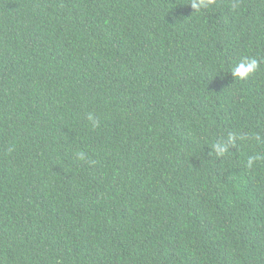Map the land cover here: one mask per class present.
Returning <instances> with one entry per match:
<instances>
[{"label": "trees", "instance_id": "obj_1", "mask_svg": "<svg viewBox=\"0 0 264 264\" xmlns=\"http://www.w3.org/2000/svg\"><path fill=\"white\" fill-rule=\"evenodd\" d=\"M193 3L0 0V264H264V0Z\"/></svg>", "mask_w": 264, "mask_h": 264}, {"label": "clouds", "instance_id": "obj_2", "mask_svg": "<svg viewBox=\"0 0 264 264\" xmlns=\"http://www.w3.org/2000/svg\"><path fill=\"white\" fill-rule=\"evenodd\" d=\"M213 3V0H198V3H193L191 7L196 10L199 8H207ZM259 70V61L254 57H244L241 61L231 69L229 72L234 80H244L249 76L255 74ZM91 119V116L89 117ZM226 150V146L219 147V151L222 153Z\"/></svg>", "mask_w": 264, "mask_h": 264}]
</instances>
